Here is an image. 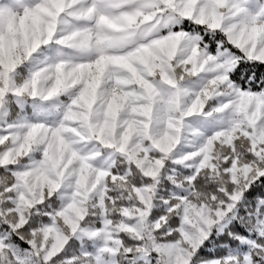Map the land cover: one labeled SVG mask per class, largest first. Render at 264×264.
Wrapping results in <instances>:
<instances>
[{"label":"snow or ice","instance_id":"obj_1","mask_svg":"<svg viewBox=\"0 0 264 264\" xmlns=\"http://www.w3.org/2000/svg\"><path fill=\"white\" fill-rule=\"evenodd\" d=\"M0 264H264V0H0Z\"/></svg>","mask_w":264,"mask_h":264}]
</instances>
